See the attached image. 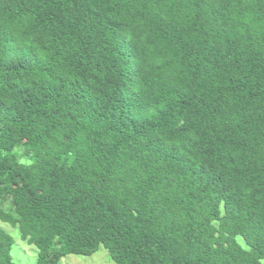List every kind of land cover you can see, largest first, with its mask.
<instances>
[{
  "label": "trees",
  "instance_id": "obj_1",
  "mask_svg": "<svg viewBox=\"0 0 264 264\" xmlns=\"http://www.w3.org/2000/svg\"><path fill=\"white\" fill-rule=\"evenodd\" d=\"M0 224V264L2 225L34 264H260L264 0H0Z\"/></svg>",
  "mask_w": 264,
  "mask_h": 264
},
{
  "label": "rangeland",
  "instance_id": "obj_2",
  "mask_svg": "<svg viewBox=\"0 0 264 264\" xmlns=\"http://www.w3.org/2000/svg\"><path fill=\"white\" fill-rule=\"evenodd\" d=\"M1 225V224H0ZM2 227L9 232L13 239L14 245L11 250V255L15 264H34L35 261V249L32 246H28L25 242L21 241L18 232L12 230L6 225ZM237 243L245 247L241 238H236ZM60 264H114L108 256V253L103 248L99 249L96 253L89 257L84 256H67L61 260ZM260 264H264V260Z\"/></svg>",
  "mask_w": 264,
  "mask_h": 264
}]
</instances>
